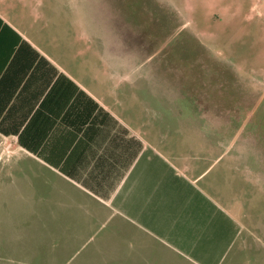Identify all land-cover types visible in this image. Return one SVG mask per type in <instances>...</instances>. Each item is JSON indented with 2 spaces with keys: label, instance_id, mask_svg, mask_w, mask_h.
Segmentation results:
<instances>
[{
  "label": "crops",
  "instance_id": "1",
  "mask_svg": "<svg viewBox=\"0 0 264 264\" xmlns=\"http://www.w3.org/2000/svg\"><path fill=\"white\" fill-rule=\"evenodd\" d=\"M5 8L0 264H264L248 165L212 132L176 129L173 101L160 109L157 84L104 38L74 47ZM9 217L32 239L17 256Z\"/></svg>",
  "mask_w": 264,
  "mask_h": 264
},
{
  "label": "rangeland",
  "instance_id": "2",
  "mask_svg": "<svg viewBox=\"0 0 264 264\" xmlns=\"http://www.w3.org/2000/svg\"><path fill=\"white\" fill-rule=\"evenodd\" d=\"M8 5L13 15L26 12L32 27L68 35L74 47L91 33L120 50L127 66H141L170 100L160 109L173 101L176 129L212 132L207 140L249 166L255 207H264V0H0V15ZM9 223L17 256L32 239L21 217ZM32 248L28 255L38 257Z\"/></svg>",
  "mask_w": 264,
  "mask_h": 264
}]
</instances>
